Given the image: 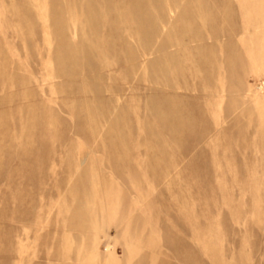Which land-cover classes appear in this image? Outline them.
<instances>
[{
	"label": "rangeland",
	"instance_id": "obj_1",
	"mask_svg": "<svg viewBox=\"0 0 264 264\" xmlns=\"http://www.w3.org/2000/svg\"><path fill=\"white\" fill-rule=\"evenodd\" d=\"M137 2L0 0V264H264V0Z\"/></svg>",
	"mask_w": 264,
	"mask_h": 264
},
{
	"label": "bare ground",
	"instance_id": "obj_2",
	"mask_svg": "<svg viewBox=\"0 0 264 264\" xmlns=\"http://www.w3.org/2000/svg\"><path fill=\"white\" fill-rule=\"evenodd\" d=\"M134 2H135V4L136 5H138L139 7L141 6V5H143L141 2H137V0H134ZM138 13H139V15H140V17H142L144 20H145V23H146V26H147V24H148V20H149V17H148V13L147 12H144V11H141V8L139 9V11H138ZM204 13H206V12H204ZM186 17H188V16H186ZM116 26V25H115ZM204 27H205V25H204ZM133 28H134V26H133ZM146 36L147 37H151L152 36V33L150 32V30L149 29H146ZM188 44V43H187ZM179 45V44H178ZM182 46V45H181ZM133 47V46H132ZM188 48H190V47H188ZM184 50V49H183ZM87 188H88V186H87ZM86 188V189H87Z\"/></svg>",
	"mask_w": 264,
	"mask_h": 264
}]
</instances>
